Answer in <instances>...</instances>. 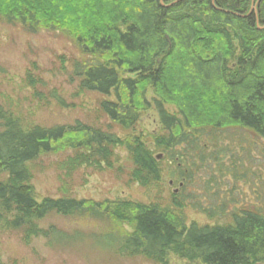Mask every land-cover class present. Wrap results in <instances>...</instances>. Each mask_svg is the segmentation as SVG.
I'll list each match as a JSON object with an SVG mask.
<instances>
[{"label":"trees","instance_id":"trees-1","mask_svg":"<svg viewBox=\"0 0 264 264\" xmlns=\"http://www.w3.org/2000/svg\"><path fill=\"white\" fill-rule=\"evenodd\" d=\"M0 21L73 37L72 74L122 135L79 122L24 128L0 105V230L25 245L81 236L40 227L57 215L106 225L92 239L121 257L264 264V0H0ZM151 109L161 130L137 135ZM119 148L131 181L157 192L166 169L178 193L38 199L28 164L71 151V167L112 165ZM186 209L227 223L189 225Z\"/></svg>","mask_w":264,"mask_h":264},{"label":"rangeland","instance_id":"rangeland-1","mask_svg":"<svg viewBox=\"0 0 264 264\" xmlns=\"http://www.w3.org/2000/svg\"><path fill=\"white\" fill-rule=\"evenodd\" d=\"M255 8V7H254ZM81 53L73 37L60 31L41 30L31 34L21 26L0 21V105L22 126H73L78 122L93 128L121 131L102 113V100L96 93L84 92L74 78L72 67ZM149 100L153 98L148 95ZM171 112L172 107L167 106ZM161 130L154 109L141 114L136 134H156ZM122 136V135H121ZM124 138V137H122ZM113 164L70 166L78 157L68 151L49 154L27 165L31 184L38 199L75 198L94 201L127 199L144 203L170 198L178 193V183L166 169L163 185L157 192L148 191L130 179L133 167L124 149H117ZM74 156V157H73ZM188 224L223 225L225 220L210 221L204 215L186 209ZM55 226L67 234H78L68 243L50 244L45 239L25 245L18 232L0 230V260L3 264H157L142 257H121L101 251L93 237L107 226L87 219L49 216L40 223L43 229ZM164 264H202L170 255Z\"/></svg>","mask_w":264,"mask_h":264},{"label":"water","instance_id":"water-1","mask_svg":"<svg viewBox=\"0 0 264 264\" xmlns=\"http://www.w3.org/2000/svg\"><path fill=\"white\" fill-rule=\"evenodd\" d=\"M254 10L255 8L253 7L248 15H250Z\"/></svg>","mask_w":264,"mask_h":264}]
</instances>
